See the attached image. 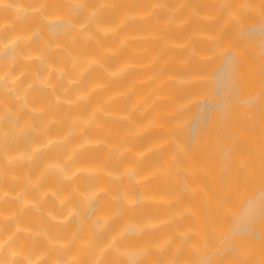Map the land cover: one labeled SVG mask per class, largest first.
<instances>
[{
  "label": "clouds",
  "instance_id": "obj_1",
  "mask_svg": "<svg viewBox=\"0 0 264 264\" xmlns=\"http://www.w3.org/2000/svg\"><path fill=\"white\" fill-rule=\"evenodd\" d=\"M90 2L93 0H0V54L7 49L13 50L9 59H0V264H122L115 257L127 255L119 247V242L127 236L128 225L125 224L111 234L102 246H97L96 235L103 232L115 216L135 210L139 205L124 191L116 195L109 191L111 181L130 178L141 184L148 179L165 180L173 168L179 166V158L186 154L183 145L175 144L174 140L167 138H161L139 151H133L129 141L144 135L149 129L163 126L155 114L142 124L131 119L132 112L143 116L151 107L152 102L145 103V97L137 98L128 113L106 111L114 101L127 95L131 88L109 94L102 102L92 103L86 114L81 113V109L89 105L94 94L105 91L111 81L124 76L130 69L151 67L159 59V56H154L147 64H136L133 60L126 59L114 69H109L104 65L105 57L116 56L122 50L129 49L133 41L142 43L162 38L159 33L131 34L121 31L129 22L145 20L151 16L157 7L154 0H146L151 4L146 10L121 11L117 21L110 24L97 22L100 10L111 8L113 4L123 3L124 0H94L98 5L96 8L89 7ZM186 2L187 0H180L176 11ZM211 3L220 5L213 19L224 12L222 27L230 21H238L242 13L255 12L264 16V9L260 7L264 5V0H211ZM233 3L237 5L235 8L228 7ZM60 4L68 7L69 11L72 6L82 9L84 21L79 24L74 22L73 18L79 12H72L73 18L54 12L53 7ZM198 15L194 9L191 10L190 16ZM188 19L186 16L173 21L170 17L164 24L167 26L175 23L179 28L187 24ZM36 20L45 21L49 25L63 22L58 34L55 28L48 31L50 37L55 36L54 42L49 44L48 40L42 38L38 50H34L31 41L39 29L31 31L28 28V24ZM90 25L93 29L91 31ZM5 35L8 36L7 40L3 38ZM196 35L193 34L181 44L165 41V48L190 49V55L180 61L181 66H187L193 56L203 61L222 55L226 50L220 45V36L217 34L206 37L212 43V50L207 56H200L190 46ZM109 37L116 41L115 46L101 47V40ZM57 40L62 42H56ZM235 55L239 57L240 53ZM261 55L264 56V53ZM97 69L102 70V75L96 72ZM86 76L90 78L85 86ZM148 79L156 81L155 88L150 90L156 91L174 78L163 76L158 71ZM196 80L195 72L190 69L189 76L178 82L191 85ZM257 95L264 98V88ZM60 105L64 106L63 111ZM182 107L183 105H176L167 115L175 116ZM240 116L247 122L252 113L249 108H242ZM34 117L45 119L38 121L39 127H36ZM105 118L127 121L130 127L125 128L112 143L106 141L103 135L97 138L85 134L86 131H92L110 135L104 126ZM217 119L219 132L235 116L232 109L226 107L224 115ZM177 127L179 123L174 122L168 131ZM260 127L261 142L256 145L255 163L251 158L241 157L234 166H229L228 178L217 189L216 199L211 200L205 196V203L210 208L221 211L227 207L226 198L236 195L249 182L264 183V123ZM61 128L64 129L63 133L57 134ZM29 134L31 138L27 148L20 147ZM230 135L229 143L240 137L235 127L230 129ZM170 143L175 144L172 151L168 150ZM101 145L107 149L105 159L113 151L117 160L131 153L135 163L126 164L117 173L105 168L102 162H82L85 154ZM50 153L60 155L49 158ZM151 153L159 155V163L145 176L139 172V166ZM37 167L38 170L34 171ZM222 171L224 169H218L217 174ZM80 176L94 178L96 186L87 193L80 192L74 183ZM187 190L193 194L196 191L191 186ZM102 193L106 197L101 201L104 211L91 218L90 222L82 220L72 205L73 194L80 201L90 203ZM174 199L175 197L148 194L141 197L139 204L161 203L167 206ZM184 212L192 214L190 209L185 208L175 215L179 218ZM74 215L77 217L75 227L67 231L66 226ZM170 219L146 220L145 223L135 226V233L140 235L158 228L162 223L170 222ZM204 223L207 224V221ZM257 227L261 232L258 243L264 249V217ZM176 235L179 237L178 243L172 244V237L168 236L158 243L147 244L135 250L138 253L136 261H125L123 264H158L152 254L158 255L169 245L172 246V257L165 264H188L187 261H177L176 255L185 239L196 233L186 228ZM249 241L250 237L233 234L228 243L236 246L237 251L243 254L246 250L241 245ZM188 246L195 247L194 244ZM110 253H114L115 257H110ZM228 264L236 262L230 261ZM257 264H264V258L258 260Z\"/></svg>",
  "mask_w": 264,
  "mask_h": 264
},
{
  "label": "bare ground",
  "instance_id": "obj_2",
  "mask_svg": "<svg viewBox=\"0 0 264 264\" xmlns=\"http://www.w3.org/2000/svg\"><path fill=\"white\" fill-rule=\"evenodd\" d=\"M154 2L157 7L151 16L145 20L131 21L121 31L131 34L159 33L162 38L142 43L133 41L129 49L122 50L116 56L105 57L104 65L106 68L114 69L126 59H131L136 64H147L154 56H159V59L151 67L130 69L124 76L111 81L105 91L94 94L89 105L81 109V113L86 114L92 103L102 102L107 95L131 88V91H127V95L114 101L106 111L128 113L137 98L145 97V103L152 102L151 107L143 116L138 112H132L131 119L137 124H142L155 114L163 126L149 129L144 135L129 141L133 151H139L161 138H167L174 140L175 144L183 145L186 154L179 158V166L174 167L165 180L154 178L141 184L135 183L130 178L111 181L112 186L109 187V191L114 195L124 191L135 199L139 206L135 210L115 216L107 228L96 235V244L102 246L111 234L127 224L128 234L119 242V247L126 251L127 255L115 257L114 253L109 254L123 264L125 261H136L138 253L135 250L147 244L158 243L168 236L172 237V244L178 243L179 237L176 233L190 228L196 235L185 239L180 252L176 255L177 261H187L188 264H197V262L228 264L230 261H235L236 264H257L258 260L264 258V249L258 243L261 240V232L257 227L264 217V183L249 182L236 195L226 198L227 207L221 211L210 208L205 203V196L211 200L216 199L217 189L228 178L227 169L229 166H234L241 157L251 158L254 163L256 160V145L261 142L260 126L264 123V98L257 95L264 88V56L261 55L264 53V16L255 12L242 13L238 21H230L222 27L224 12L213 19L220 5L212 4L211 0H187L178 12L176 9L180 0H154ZM88 6L96 8L98 5L93 0ZM236 6L235 3L228 5L230 8ZM148 7H151V4L146 0H124L123 3L113 4L111 8H102L97 22L115 23L118 14L123 10H146ZM260 7L264 9V5ZM193 9L199 14L198 16H190ZM53 11L64 13L69 18H73L72 12H79V15L73 18L77 24L85 19L83 10H78L74 6L69 11L68 7L60 4L54 6ZM186 16L189 17L188 23L182 27L177 28L175 23H169L167 26L164 24L170 17L175 21ZM62 27L63 22L49 25L41 20L28 24L31 31L39 29L31 41L34 50H38L42 38L48 40L49 44L54 42L55 36L48 35L49 29L55 28L58 34ZM89 30H93L91 25ZM193 34L197 35L191 40L190 46L200 56H207L212 50V43L206 37L217 34L220 36V45L226 50L222 55L203 61L193 56L187 66H181L180 61L190 55V49L165 48V41L181 44ZM3 38L7 40L8 36L5 35ZM115 43L116 41L109 37L101 40V47H114ZM235 53H240V56L237 57ZM12 55L13 50L7 49L0 54V59L7 60ZM164 61L166 63H163ZM190 69L197 76L196 82L191 85L179 83V80L189 76ZM158 71L162 72L163 76H171L174 79L168 80L156 91H150L155 88L156 81L149 80L148 77ZM96 72L102 75V70L97 69ZM89 78L86 76L85 86ZM178 104L183 105L180 111L175 116H168L167 113ZM12 107L14 109L15 105ZM59 107L61 111L64 110L63 105ZM226 107L232 109L235 119L230 120L228 125L218 132L217 118L224 115ZM242 108H249L252 113L247 122L240 116ZM43 119L45 117H34L35 126L39 127L38 121ZM174 122H178L179 127L168 131ZM104 126L111 133L110 135L92 131H86L85 134L97 138L103 135L106 141L112 143L125 128L130 127L127 121L115 118H105ZM233 127L240 133V137L229 143L230 129ZM63 131L64 129L61 128L57 134H62ZM30 138L31 134L25 137L20 147L27 148ZM175 144L170 143L168 150L172 151ZM194 145H196L195 149ZM106 152L107 149L101 145L85 154L82 162H102L105 168L117 173L126 164L135 163L131 153L117 160L115 151L105 159ZM53 155L58 157L60 153L48 154L49 158ZM157 163H159V155L151 153L141 162L139 172L147 176ZM218 169L224 171L217 174ZM37 170L38 167L34 169ZM74 183L77 189L84 193L96 186L94 178L85 176L77 177ZM188 186L196 190L195 194L187 190ZM148 194L175 197V199L167 206L161 203L140 205L141 197ZM105 199L102 193L90 203H85L73 194L71 202L81 219L90 222L91 218L104 211L101 201ZM185 208L190 209L192 214L184 212L177 218L175 214ZM169 218H171L170 222L162 223L158 228L140 235L135 233V226L145 223L146 220L162 221ZM205 221L207 224L204 223ZM76 222L77 217L74 215L66 230L71 231ZM233 234L250 237L248 243L241 245L246 250L243 254L237 251L236 246L228 243ZM189 244H194L195 247L190 248ZM171 257V245L158 255L152 254V258L157 260L158 264H165V261Z\"/></svg>",
  "mask_w": 264,
  "mask_h": 264
}]
</instances>
